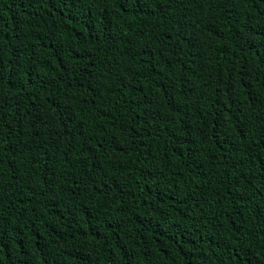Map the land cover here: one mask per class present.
Masks as SVG:
<instances>
[{
	"label": "trees",
	"instance_id": "16d2710c",
	"mask_svg": "<svg viewBox=\"0 0 264 264\" xmlns=\"http://www.w3.org/2000/svg\"><path fill=\"white\" fill-rule=\"evenodd\" d=\"M0 264H264V0H0Z\"/></svg>",
	"mask_w": 264,
	"mask_h": 264
}]
</instances>
